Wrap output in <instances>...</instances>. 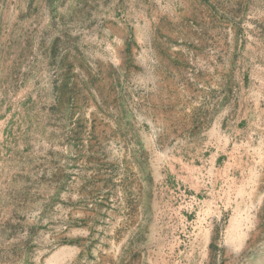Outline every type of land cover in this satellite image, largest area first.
<instances>
[{"label": "rangeland", "instance_id": "374dc122", "mask_svg": "<svg viewBox=\"0 0 264 264\" xmlns=\"http://www.w3.org/2000/svg\"><path fill=\"white\" fill-rule=\"evenodd\" d=\"M263 193L264 0H0V264L256 257Z\"/></svg>", "mask_w": 264, "mask_h": 264}, {"label": "crops", "instance_id": "0c3cea01", "mask_svg": "<svg viewBox=\"0 0 264 264\" xmlns=\"http://www.w3.org/2000/svg\"><path fill=\"white\" fill-rule=\"evenodd\" d=\"M226 181L229 184H221L222 186L229 187L228 193L229 194H241L242 196H238L237 199L242 200H250L252 194H258L259 190H254L251 179L247 178L246 176L243 177H230ZM264 197V193L262 194V198ZM219 216L217 222L213 224H205V220L201 224H197L194 226V232L196 233H209V239L203 243V250H206L207 255L211 254L212 248L218 249V258L216 264H264V254H261L256 257L247 258L243 253L244 250L247 249L249 245V233L252 231V216L251 210L240 211L238 213H233L230 215L229 221L227 225H221L220 220L222 219V211L219 212ZM261 222L258 221V224ZM187 226L184 228L178 227L177 229L174 228V231L183 232L185 229L187 230ZM217 232H225L230 235V239L228 240H215L214 234ZM230 241V242H229ZM229 242V243H228ZM239 249V250H238ZM182 257V253L180 252L179 257ZM180 257V258H181ZM222 257V260L220 259ZM183 259H179L174 261V264H189L187 262V256L185 255ZM212 258L205 256L202 258L197 257L195 261H191L190 264H211ZM148 264H157L156 261H148ZM158 264H169V262L165 259L164 262H159Z\"/></svg>", "mask_w": 264, "mask_h": 264}]
</instances>
